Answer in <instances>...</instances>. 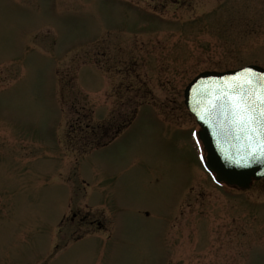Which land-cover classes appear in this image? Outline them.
<instances>
[{
	"label": "rangeland",
	"instance_id": "rangeland-1",
	"mask_svg": "<svg viewBox=\"0 0 264 264\" xmlns=\"http://www.w3.org/2000/svg\"><path fill=\"white\" fill-rule=\"evenodd\" d=\"M250 64L264 0H0V264H264V195L212 183L182 97ZM71 196L110 238L62 237Z\"/></svg>",
	"mask_w": 264,
	"mask_h": 264
},
{
	"label": "water",
	"instance_id": "water-1",
	"mask_svg": "<svg viewBox=\"0 0 264 264\" xmlns=\"http://www.w3.org/2000/svg\"><path fill=\"white\" fill-rule=\"evenodd\" d=\"M245 70L264 76V69L255 65L226 72H203L192 79L183 93L184 105L200 128L197 135L206 153L205 169L214 174L216 183L241 190L247 189L252 180L264 177V157L247 155L244 139L225 122L220 109H214L210 100Z\"/></svg>",
	"mask_w": 264,
	"mask_h": 264
},
{
	"label": "snow or ice",
	"instance_id": "snow-or-ice-1",
	"mask_svg": "<svg viewBox=\"0 0 264 264\" xmlns=\"http://www.w3.org/2000/svg\"><path fill=\"white\" fill-rule=\"evenodd\" d=\"M210 103L244 139L247 155L264 157V76L251 70L238 73L230 86L213 95Z\"/></svg>",
	"mask_w": 264,
	"mask_h": 264
},
{
	"label": "flooded vegetation",
	"instance_id": "flooded-vegetation-1",
	"mask_svg": "<svg viewBox=\"0 0 264 264\" xmlns=\"http://www.w3.org/2000/svg\"><path fill=\"white\" fill-rule=\"evenodd\" d=\"M252 186L259 187V190L253 191L254 193L259 194L262 192L264 195V179L254 182ZM260 189H263V191H260ZM69 206V211L63 216L59 225V229H61L62 237L64 239H80L84 236L82 233L89 236L104 234L106 235V238H110L114 233V228L110 227L106 217L97 212L92 213V211L89 210L87 203H84L81 207L77 205L73 206V204H70ZM165 264L174 263L169 259Z\"/></svg>",
	"mask_w": 264,
	"mask_h": 264
}]
</instances>
